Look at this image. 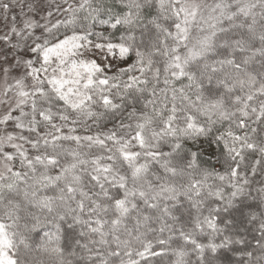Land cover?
I'll return each instance as SVG.
<instances>
[{"label": "snow or ice", "instance_id": "obj_1", "mask_svg": "<svg viewBox=\"0 0 264 264\" xmlns=\"http://www.w3.org/2000/svg\"><path fill=\"white\" fill-rule=\"evenodd\" d=\"M0 264H264V0H0Z\"/></svg>", "mask_w": 264, "mask_h": 264}]
</instances>
